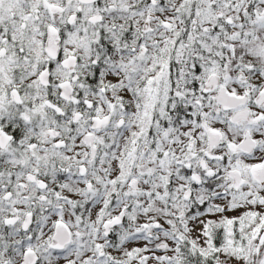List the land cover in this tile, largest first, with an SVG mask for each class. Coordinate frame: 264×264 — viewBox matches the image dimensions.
<instances>
[{
    "label": "snow or ice",
    "instance_id": "obj_1",
    "mask_svg": "<svg viewBox=\"0 0 264 264\" xmlns=\"http://www.w3.org/2000/svg\"><path fill=\"white\" fill-rule=\"evenodd\" d=\"M0 264H264V0H0Z\"/></svg>",
    "mask_w": 264,
    "mask_h": 264
}]
</instances>
